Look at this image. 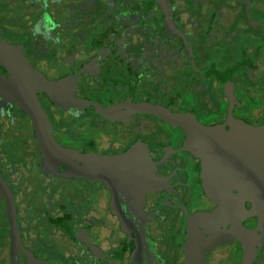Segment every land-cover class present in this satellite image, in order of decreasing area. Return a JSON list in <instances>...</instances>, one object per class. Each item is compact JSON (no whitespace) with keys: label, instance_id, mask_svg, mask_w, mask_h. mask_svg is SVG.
Returning <instances> with one entry per match:
<instances>
[{"label":"flooded vegetation","instance_id":"obj_1","mask_svg":"<svg viewBox=\"0 0 264 264\" xmlns=\"http://www.w3.org/2000/svg\"><path fill=\"white\" fill-rule=\"evenodd\" d=\"M240 125L264 126V0H0V264H264Z\"/></svg>","mask_w":264,"mask_h":264},{"label":"water","instance_id":"obj_2","mask_svg":"<svg viewBox=\"0 0 264 264\" xmlns=\"http://www.w3.org/2000/svg\"><path fill=\"white\" fill-rule=\"evenodd\" d=\"M9 49V47H8ZM28 67L31 68V66L28 64ZM27 69V67H25ZM37 75V74H36ZM41 81V83H40ZM35 83H39V85L35 86H30L31 88L25 89L24 92L26 93L27 91L31 90V95H30V100H28V106L24 107V110L30 114V116L33 118L34 123H35V128L38 130L39 137L41 139L42 143V148L43 151H45V154L49 157L50 155H60L61 149L60 146L56 143L52 136V124L49 120V117L47 116L46 112L42 108L37 95L36 91L37 90H44L49 92L50 89L55 88V84L49 82L44 76H35ZM165 113V118L167 119L168 122L172 124H177V122H181V118L179 116L174 115L170 112H164ZM236 127V126H235ZM238 130L243 133V135H248L249 137H253L255 139L259 138L260 143L258 142V148L260 152V159L262 160L263 156V162H264V126L258 127V128H253V127H246L243 125L237 126ZM195 131H200L201 134L205 137L211 136L213 133V130L211 128H203L200 126H194L193 127ZM212 137V136H211ZM193 138V137H192ZM198 141L197 137L195 136L193 138V142ZM250 147L254 149L251 145ZM63 156L66 155V152L62 151ZM61 156V155H60ZM262 169H264V164L261 166ZM212 167H204V171H210ZM209 173L207 174V176ZM209 181V180H207ZM205 182L206 185V192L211 195V191H214V189L217 190H225L224 192H231L230 188L231 184H226L224 181V178H221L220 180L216 181L215 183H209ZM240 185H243V194H246L249 196L248 198L252 202V213L258 214L259 215V224L262 226L264 225V184L258 185L257 183H252L250 181H241ZM236 185L239 186V183H235ZM262 186V187H261ZM241 192V189H239ZM8 192H11L8 188V185L5 183V181L1 177V170H0V195H8ZM223 198H226L225 196H222ZM225 201V199H224ZM14 230L16 233V245L20 244V236H19V230L17 228L16 221H14ZM251 262V255L249 256V263Z\"/></svg>","mask_w":264,"mask_h":264}]
</instances>
